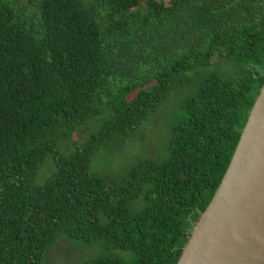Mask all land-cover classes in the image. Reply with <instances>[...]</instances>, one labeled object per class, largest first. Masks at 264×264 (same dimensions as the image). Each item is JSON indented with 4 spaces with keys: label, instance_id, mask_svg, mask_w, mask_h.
<instances>
[{
    "label": "trees",
    "instance_id": "16d2710c",
    "mask_svg": "<svg viewBox=\"0 0 264 264\" xmlns=\"http://www.w3.org/2000/svg\"><path fill=\"white\" fill-rule=\"evenodd\" d=\"M194 74L166 158L92 168ZM263 83L264 0H0V264H176Z\"/></svg>",
    "mask_w": 264,
    "mask_h": 264
},
{
    "label": "water",
    "instance_id": "95a60500",
    "mask_svg": "<svg viewBox=\"0 0 264 264\" xmlns=\"http://www.w3.org/2000/svg\"><path fill=\"white\" fill-rule=\"evenodd\" d=\"M176 264H264V83Z\"/></svg>",
    "mask_w": 264,
    "mask_h": 264
},
{
    "label": "rangeland",
    "instance_id": "374dc122",
    "mask_svg": "<svg viewBox=\"0 0 264 264\" xmlns=\"http://www.w3.org/2000/svg\"><path fill=\"white\" fill-rule=\"evenodd\" d=\"M231 62L218 60L214 70L229 72L233 67ZM201 76L202 74L200 76L191 75L189 81L175 87L155 112L143 121L134 137L106 146L98 156L96 155L92 168L94 167L107 176L116 177L124 174L139 160L145 158L162 160L166 158L171 127L183 115L181 103L196 90ZM134 95L135 92L130 94L128 98ZM86 135L87 133L80 131L75 139L84 140ZM66 241L61 239L50 249L44 264H80L91 258L93 251L97 250L90 251L88 249L94 245ZM98 248L100 249V247Z\"/></svg>",
    "mask_w": 264,
    "mask_h": 264
}]
</instances>
